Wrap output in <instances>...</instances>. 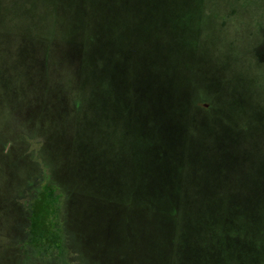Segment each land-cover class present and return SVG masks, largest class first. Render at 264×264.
Wrapping results in <instances>:
<instances>
[{
	"label": "rangeland",
	"instance_id": "rangeland-1",
	"mask_svg": "<svg viewBox=\"0 0 264 264\" xmlns=\"http://www.w3.org/2000/svg\"><path fill=\"white\" fill-rule=\"evenodd\" d=\"M0 264H264V0H0Z\"/></svg>",
	"mask_w": 264,
	"mask_h": 264
}]
</instances>
